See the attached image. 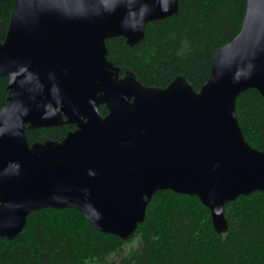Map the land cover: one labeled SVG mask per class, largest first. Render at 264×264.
Segmentation results:
<instances>
[{
    "label": "water",
    "instance_id": "obj_1",
    "mask_svg": "<svg viewBox=\"0 0 264 264\" xmlns=\"http://www.w3.org/2000/svg\"><path fill=\"white\" fill-rule=\"evenodd\" d=\"M244 1L240 33L214 53L196 92L182 77L144 87L107 60L108 39L136 45L177 0H16L0 43L10 92L0 109V239L51 208L126 242L165 190L197 197L224 234L225 205L264 193V152L245 141L235 112L247 90L264 99V0ZM63 125L76 129L29 145L26 130Z\"/></svg>",
    "mask_w": 264,
    "mask_h": 264
},
{
    "label": "trees",
    "instance_id": "obj_2",
    "mask_svg": "<svg viewBox=\"0 0 264 264\" xmlns=\"http://www.w3.org/2000/svg\"><path fill=\"white\" fill-rule=\"evenodd\" d=\"M16 0H0L3 43ZM177 13L145 26L134 46L124 38L106 41L107 60L144 87L167 88L182 77L196 92L208 81L214 53L241 31L244 0H177ZM0 77V109L10 96ZM245 141L264 152V99L254 90L236 99ZM101 116L108 111L99 107ZM72 126L26 130L29 145L60 142ZM227 231L218 234L209 210L195 196L156 192L133 238L96 231L74 209L31 213L13 240L0 239V264H264V193L240 196L224 207ZM133 241L136 245L130 246ZM128 249L125 251V248Z\"/></svg>",
    "mask_w": 264,
    "mask_h": 264
},
{
    "label": "rangeland",
    "instance_id": "obj_3",
    "mask_svg": "<svg viewBox=\"0 0 264 264\" xmlns=\"http://www.w3.org/2000/svg\"><path fill=\"white\" fill-rule=\"evenodd\" d=\"M130 246H134V245H136V242L135 241H133L131 244H129ZM128 247L129 246H127L126 248H125V251L128 249Z\"/></svg>",
    "mask_w": 264,
    "mask_h": 264
},
{
    "label": "flooded vegetation",
    "instance_id": "obj_4",
    "mask_svg": "<svg viewBox=\"0 0 264 264\" xmlns=\"http://www.w3.org/2000/svg\"><path fill=\"white\" fill-rule=\"evenodd\" d=\"M101 106H103V105H100L99 107H101ZM98 111H99V108H98ZM101 117H103V116H101ZM63 126H65V125H63ZM67 126H72L74 128L72 131H74L76 129L75 126H73V125H67Z\"/></svg>",
    "mask_w": 264,
    "mask_h": 264
}]
</instances>
